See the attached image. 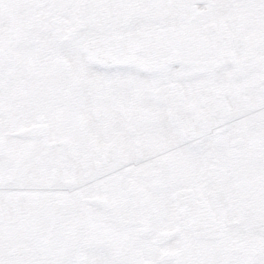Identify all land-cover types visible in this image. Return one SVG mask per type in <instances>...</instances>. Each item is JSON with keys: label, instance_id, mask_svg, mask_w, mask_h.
<instances>
[{"label": "snow or ice", "instance_id": "obj_1", "mask_svg": "<svg viewBox=\"0 0 264 264\" xmlns=\"http://www.w3.org/2000/svg\"><path fill=\"white\" fill-rule=\"evenodd\" d=\"M0 264H264V0H0Z\"/></svg>", "mask_w": 264, "mask_h": 264}]
</instances>
